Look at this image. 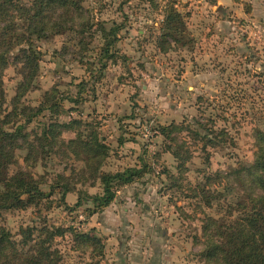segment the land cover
Returning a JSON list of instances; mask_svg holds the SVG:
<instances>
[{
	"label": "rangeland",
	"instance_id": "374dc122",
	"mask_svg": "<svg viewBox=\"0 0 264 264\" xmlns=\"http://www.w3.org/2000/svg\"><path fill=\"white\" fill-rule=\"evenodd\" d=\"M169 2L183 13L186 35L160 50ZM83 6L86 20L103 23L107 33L121 26L115 58L100 61V49L113 37L96 27L83 45L74 31L35 38L39 73L17 102L22 75L13 65L5 71L0 117L17 105L15 126L34 143L52 123L82 121L109 148L102 172L141 173L129 185L116 183L109 207L90 202L75 209L80 197L103 193L83 156L70 153L76 133L63 130L38 163H26L28 145L20 141L9 173L41 179L48 197L0 212V225L16 240L22 228H60L63 236L53 242L60 264H209L202 257L204 221L237 216L233 208L243 192L231 174L254 162L256 131H264V0H83ZM82 21L76 19L77 31ZM209 131L213 144L206 148L195 132ZM216 173L221 178L207 183L208 206L197 189ZM170 175L182 176L177 186Z\"/></svg>",
	"mask_w": 264,
	"mask_h": 264
},
{
	"label": "trees",
	"instance_id": "16d2710c",
	"mask_svg": "<svg viewBox=\"0 0 264 264\" xmlns=\"http://www.w3.org/2000/svg\"><path fill=\"white\" fill-rule=\"evenodd\" d=\"M77 18L83 20L78 31L75 28ZM94 27L105 36L113 37V39L108 38L109 40H106V44L100 49V61L114 59L111 49L115 45L121 26H113L107 33L103 23L96 24L86 20L83 0H0V113H4L6 105L5 71L13 65L22 75V81L14 98L17 102L28 91L39 73L42 54L34 44L35 38L49 39L74 31L80 37V44L83 45ZM161 30L162 34L158 40L160 50H165L166 46L185 39V17L174 2H169L164 7ZM101 65L103 70L105 64ZM16 106H13L11 112L0 117V212L24 210L29 205L48 197V194L42 190L44 181L41 179L22 170L14 175L9 173V167L16 163V149L19 148L20 141L28 145L29 154L26 163L32 158L38 163L39 156L47 153L48 146L58 142L63 130L76 133V139L70 140L67 144L70 153L77 157L83 156L82 161L93 170L94 177L101 181L103 193L80 197L75 209L90 202L96 209L109 207L117 197L116 183L118 186L129 185L140 175L141 170L115 174L102 172L101 163L108 157L109 148L101 143L99 134L82 121L63 125L52 123L41 136L35 138L36 143L31 142L29 136L24 133V127L15 126L18 118ZM44 110L45 106L36 113L41 114ZM32 120L33 116H30L27 118V123H31ZM196 124L201 127L199 122ZM7 125H12V128H7ZM84 126L89 131L86 135L85 131L81 132ZM168 130L164 128L162 134L170 137ZM195 133L205 142L206 148L213 144L209 136L212 131L204 135ZM256 142L258 150L254 162L241 164L239 168L233 169L231 174L237 187L243 192L233 208L237 216L228 221L224 218L216 220L210 217L204 221L205 240L202 257L209 264H264L263 130L256 131ZM174 156L178 159L179 153L174 152ZM179 168L180 170L184 168L183 164ZM169 178L175 187L182 176L170 175ZM213 178H221V174L207 176L206 186L197 189L198 195L204 194L202 198L208 206H211V198L207 183H211ZM229 216L233 217V213ZM59 236H63L60 228L27 227L21 229L20 239L16 240L8 228L0 225V264H60V253L53 248V242ZM76 238L79 240L80 236L76 235ZM90 242L93 246L99 245L95 239Z\"/></svg>",
	"mask_w": 264,
	"mask_h": 264
}]
</instances>
